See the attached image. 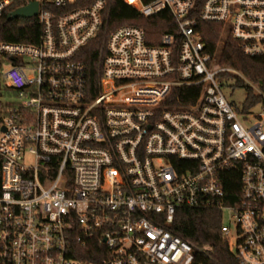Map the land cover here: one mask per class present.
Returning <instances> with one entry per match:
<instances>
[{"label":"built area","instance_id":"1","mask_svg":"<svg viewBox=\"0 0 264 264\" xmlns=\"http://www.w3.org/2000/svg\"><path fill=\"white\" fill-rule=\"evenodd\" d=\"M120 1L169 11L179 43L110 28L112 0H0V26L37 2L41 31L0 40V264H205L210 248L171 229L180 208L219 209L237 262L264 264V93L220 62L227 37L264 59V0ZM201 22L222 26L213 51ZM224 73L262 100L235 109Z\"/></svg>","mask_w":264,"mask_h":264},{"label":"trees","instance_id":"2","mask_svg":"<svg viewBox=\"0 0 264 264\" xmlns=\"http://www.w3.org/2000/svg\"><path fill=\"white\" fill-rule=\"evenodd\" d=\"M149 1V0H146ZM110 28L123 24H134L142 27L146 34L148 42L157 45L163 34L169 33L177 35V23L175 18L165 10L158 15L147 18L139 14V12L120 0H112ZM0 40L13 42H30L36 43L40 28L35 19L19 18L15 20L4 19L1 24ZM199 30L202 32L207 43L209 51H213L217 42L222 38V26L217 23L199 24ZM176 42L179 43L177 35ZM224 45L220 50V62L224 66H230L257 85L264 93V59L259 57H248L239 47V44L227 37L224 39ZM96 53L92 52L86 60L90 66L93 76L98 72L96 62ZM237 78L232 74H225L222 79ZM242 78V77H241ZM236 79V85L245 87L248 97L244 103L246 108H251L262 100V97L256 94L253 88L245 84L244 79ZM244 82V83H243ZM9 94L13 93L7 90ZM6 113L5 104L0 100V122ZM227 197L226 202L234 204L239 201L240 175L233 173L231 178L226 182ZM222 213L219 209L214 208H180L176 212V218L171 225V229L183 238L197 243L198 245L210 248V257H205V264H239L231 253L227 242L221 233Z\"/></svg>","mask_w":264,"mask_h":264},{"label":"rangeland","instance_id":"3","mask_svg":"<svg viewBox=\"0 0 264 264\" xmlns=\"http://www.w3.org/2000/svg\"><path fill=\"white\" fill-rule=\"evenodd\" d=\"M238 78H241V76H237V78H232V79H225V77H224L222 90H223L225 97L230 102V104L235 109L240 110L241 107H243V105H244V103L248 97V93H247V90L245 87H241V86L235 84L236 83L235 80ZM245 84H248L247 81H245ZM255 86H257V85H255ZM253 111H254V113H258V112L262 111V109L260 107H257ZM251 121L253 122L254 120H251ZM223 222L226 224L229 223L227 214H224Z\"/></svg>","mask_w":264,"mask_h":264},{"label":"water","instance_id":"4","mask_svg":"<svg viewBox=\"0 0 264 264\" xmlns=\"http://www.w3.org/2000/svg\"><path fill=\"white\" fill-rule=\"evenodd\" d=\"M38 11V3L32 2L28 6L21 7L13 11L11 14L8 15V20H13L16 18H28L33 15H36Z\"/></svg>","mask_w":264,"mask_h":264}]
</instances>
